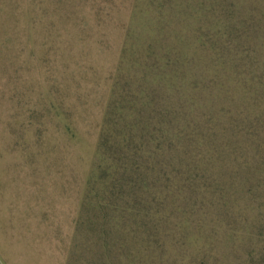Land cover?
Returning a JSON list of instances; mask_svg holds the SVG:
<instances>
[{
  "label": "rangeland",
  "instance_id": "374dc122",
  "mask_svg": "<svg viewBox=\"0 0 264 264\" xmlns=\"http://www.w3.org/2000/svg\"><path fill=\"white\" fill-rule=\"evenodd\" d=\"M0 264H264V0H0Z\"/></svg>",
  "mask_w": 264,
  "mask_h": 264
}]
</instances>
